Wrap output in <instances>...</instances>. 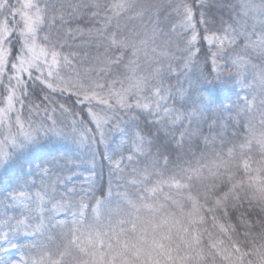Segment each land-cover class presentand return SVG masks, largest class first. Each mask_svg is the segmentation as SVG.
Returning a JSON list of instances; mask_svg holds the SVG:
<instances>
[{"label": "snow or ice", "instance_id": "6c2138e0", "mask_svg": "<svg viewBox=\"0 0 264 264\" xmlns=\"http://www.w3.org/2000/svg\"><path fill=\"white\" fill-rule=\"evenodd\" d=\"M0 264H264V0H0Z\"/></svg>", "mask_w": 264, "mask_h": 264}]
</instances>
